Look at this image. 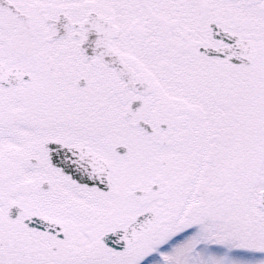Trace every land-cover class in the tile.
Returning a JSON list of instances; mask_svg holds the SVG:
<instances>
[{"label": "snow or ice", "instance_id": "1", "mask_svg": "<svg viewBox=\"0 0 264 264\" xmlns=\"http://www.w3.org/2000/svg\"><path fill=\"white\" fill-rule=\"evenodd\" d=\"M0 264H264V0H0Z\"/></svg>", "mask_w": 264, "mask_h": 264}]
</instances>
